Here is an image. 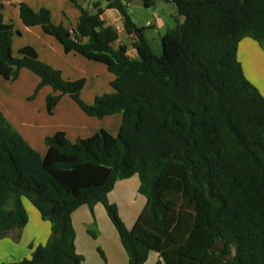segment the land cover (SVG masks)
<instances>
[{"label": "trees", "instance_id": "16d2710c", "mask_svg": "<svg viewBox=\"0 0 264 264\" xmlns=\"http://www.w3.org/2000/svg\"><path fill=\"white\" fill-rule=\"evenodd\" d=\"M68 1L80 12L71 31L53 25L47 9L34 12L23 2L20 20L39 26L65 53L103 64L114 75L113 92L86 104L83 79L64 80L29 46L13 56V27L1 16L0 77L11 83L21 69L38 77L29 99L49 87L48 114L68 96L85 115L121 114V124L115 137L99 130L71 142L57 132L44 139L42 158L0 114V239L14 232L18 240L28 220L23 199L50 224L46 243L30 247L29 258L0 264H82L71 215L96 204L127 264H144L149 252L158 254L157 264H264V97L236 56L244 38L264 49V0H164L183 21L161 36L159 55L121 0H100L135 35L136 59L116 46L118 33L100 19L99 1L94 12ZM132 176L145 205L127 229L108 194Z\"/></svg>", "mask_w": 264, "mask_h": 264}, {"label": "crops", "instance_id": "0c3cea01", "mask_svg": "<svg viewBox=\"0 0 264 264\" xmlns=\"http://www.w3.org/2000/svg\"><path fill=\"white\" fill-rule=\"evenodd\" d=\"M98 1L103 9L100 19L118 33L116 46H124L126 55L131 59H136L137 53L132 46L135 35L125 31L120 14L115 9L105 8V1L77 0L78 4L88 12L95 11L93 3ZM121 1L133 24L137 28L146 29L144 32L146 40V31L149 28L157 30V36L160 39L167 30L173 28L176 19L180 23L183 21V18L176 14L173 17V26L170 27L166 19L157 13L158 9L169 3L164 0H154V4L150 8H145L142 0H131L130 4L124 0ZM20 2L26 4L34 12L47 9L50 12L51 23L61 25L69 31L76 27L80 15L79 10L68 0H0L2 21L13 27L11 42L13 56H16L22 47L29 46L35 50L39 61L59 70L64 80L83 79L84 86L80 91V98L86 104H92L96 96L113 92L110 83L114 79V75L109 73L103 64L88 60L75 52L65 53L61 44L52 36L45 34L39 26H25L19 17ZM169 5L171 13V9H175V7L172 3ZM145 9H147L149 17L143 23L144 25H137L133 17L135 12L145 11ZM165 26L167 27L166 31L160 35L158 31ZM236 56L245 78L264 97V49L254 40L244 38L238 43ZM38 82V77L26 69H21L17 79L11 83L0 77V114L42 158L47 151L44 139L57 132H63L71 142L92 137L99 130H104L113 137L117 135L122 120L121 114L101 119L89 117L68 96H63L52 113L48 114L45 97L51 93L49 87H42L33 99H29ZM118 186L121 188L132 187L138 193V180L132 176L117 181L108 194V198ZM136 200L137 198L133 199L134 202ZM26 201L23 199V206L28 216L27 223L21 229L18 240L14 239V232L0 239V263L17 262L29 258L30 247L44 245L50 235L49 222L43 221L38 211ZM137 202L143 204L144 207V199L140 198ZM99 205L96 204L92 210L85 205L81 206L71 215L76 252L83 257L82 264H127L126 253L116 231L107 222L108 220L104 217V228L102 224H98L94 220L97 212L103 216ZM93 223L97 230L96 238L89 237L87 234L89 226ZM77 230H80V237H78ZM92 232L94 233V231ZM159 261L161 260L157 253L149 252L144 264H157Z\"/></svg>", "mask_w": 264, "mask_h": 264}, {"label": "rangeland", "instance_id": "374dc122", "mask_svg": "<svg viewBox=\"0 0 264 264\" xmlns=\"http://www.w3.org/2000/svg\"><path fill=\"white\" fill-rule=\"evenodd\" d=\"M124 1L129 3V4L131 3V0H124ZM169 4H171V3H168L167 5H163V7L158 9V12L157 11L156 12L160 16L164 17L166 19V21L168 22V25L170 27H172L173 26V17L176 16V12H175V9H171V13H170V8L168 7V6H170ZM146 11H147V9H145V11H136L135 12L133 17L136 20L137 25L145 23L146 19L149 17V14ZM166 29H167V27L165 26V28L159 30L158 32L160 33V35H162L166 31ZM146 38L150 43V46H151L153 53L155 55H159L161 53V46H160V39L157 36V30L154 31V30L149 28L146 31ZM134 178H135V180H138L137 177L134 176ZM138 187H139V180H138ZM135 198H137V200L142 198V199H144V202H145V198L143 196L139 195L134 190V188H132V187L121 188L119 186L116 187L113 194L108 198L109 203L115 205L118 217L120 218V220L122 221V223L124 224V226L127 229L131 228V226L136 221V219H137L138 215L140 214L142 207H143V204L142 205L139 204L137 202V200H136V202L133 201V199H135ZM28 204L30 205V203H28ZM99 208L101 209V212H103V216H102V214H100V212H97L95 214V217H94L95 222L98 224H102V227L104 228V224H105L104 223V217H105L106 220H108L107 222H109L112 229L114 230V227L112 226L111 222L107 218V215H106L103 207L99 205ZM88 230L94 231V234L97 237V230L95 229V223H93L91 226H89ZM77 231H78V237H80V230H77ZM87 234H88V232H87ZM88 236L91 237L90 234H88Z\"/></svg>", "mask_w": 264, "mask_h": 264}]
</instances>
